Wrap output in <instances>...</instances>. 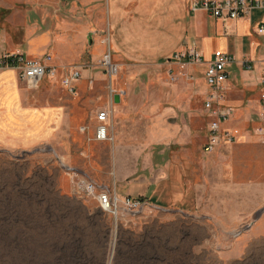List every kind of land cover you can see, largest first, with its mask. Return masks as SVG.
Returning <instances> with one entry per match:
<instances>
[{
    "label": "crops",
    "instance_id": "obj_1",
    "mask_svg": "<svg viewBox=\"0 0 264 264\" xmlns=\"http://www.w3.org/2000/svg\"><path fill=\"white\" fill-rule=\"evenodd\" d=\"M202 1L76 0L70 7L64 0H12L13 11L6 18L1 13L7 6L0 0V56L19 52L42 60L50 54L61 79L69 66H88L76 82L75 95L60 79L66 92L59 102L53 90L58 81L44 78L41 86L50 89L49 95L35 98L33 104L17 72L0 71V142L7 134L29 144L51 142L59 131L62 141L72 135V145L87 148L79 162L95 163L102 174L96 176L98 184L120 200L145 199L182 211L203 206L209 210L214 205L212 210L223 212V204H229L230 221L221 225L249 224L242 234V247L264 235V146L255 133L264 93V34L256 32L264 21V0L261 7L227 22L202 8ZM189 51L200 53L205 61L196 67L200 87L196 95L203 103L208 89L206 64L217 54L235 60L227 68L221 103L233 109V115L222 129L238 130L239 135L236 142L205 153L213 118L203 107L200 157L191 133L183 131L179 86L170 84L165 73L177 64L170 62L175 54ZM107 53L116 67L111 75L101 64ZM242 60L250 61L253 69L246 70L239 64ZM5 98L19 109V120L11 129L4 125ZM101 110L111 111V139L104 142L95 140L96 115ZM87 122L85 132L81 128ZM72 157L65 156L74 164ZM75 167L81 170L77 163Z\"/></svg>",
    "mask_w": 264,
    "mask_h": 264
},
{
    "label": "rangeland",
    "instance_id": "obj_2",
    "mask_svg": "<svg viewBox=\"0 0 264 264\" xmlns=\"http://www.w3.org/2000/svg\"><path fill=\"white\" fill-rule=\"evenodd\" d=\"M67 1L70 7L76 4V0ZM4 3L7 7L1 16L7 18L13 11L12 0ZM105 56L101 64L108 73ZM172 66L165 73L170 84L179 86L183 131L191 133L200 157L204 122L203 100L196 95L200 90L197 66L184 62ZM60 76L45 80L58 81L53 90L59 94V102L66 92ZM20 84L32 104L35 98L49 95L45 85L32 91ZM2 103L4 125L11 129L19 120V109L11 99H2ZM89 124L81 129L88 132ZM57 134L51 142L29 144L12 139L10 134L0 142V264H264V235L241 247L249 224L221 225L230 221L229 204H223V212L212 210L214 205L209 210L203 206L182 211L143 199L145 205L136 212L122 208L117 214L104 211L96 198L77 184L84 180L114 194L96 181L97 175H102L99 167L79 162L85 145H72V135L62 141V132ZM69 155L74 164L66 160Z\"/></svg>",
    "mask_w": 264,
    "mask_h": 264
},
{
    "label": "built area",
    "instance_id": "obj_3",
    "mask_svg": "<svg viewBox=\"0 0 264 264\" xmlns=\"http://www.w3.org/2000/svg\"><path fill=\"white\" fill-rule=\"evenodd\" d=\"M263 2L260 0H225L223 2L204 0L200 2V6L210 12L218 19L224 22L232 19H238L243 14H247L255 7H261ZM197 5L194 6L196 8ZM256 32L264 34V21L258 26ZM110 54L105 56V63ZM52 55L47 54L42 60H34L25 56L23 53H7L0 56V71L12 69L17 72L19 80L29 90H38L44 78H54L58 74L57 67L51 64ZM170 62H177L190 65L201 66L204 64V58L200 53L189 51L186 53L175 54ZM235 60L227 54H217L214 59L206 64L204 78L208 86L203 107L213 121L209 124V141L204 148L207 154L213 153L225 144L236 142L239 135L238 130H223L222 123L226 122L233 115V109L223 108L221 103L225 99L226 82L228 79L227 68L230 67ZM246 70L253 69L254 65L250 61H239ZM109 72H116V67L109 65ZM88 66L85 64H77L67 67L63 70L61 85L72 95L76 94V82L82 77V71ZM261 83L264 85V69L261 72ZM261 121L256 128L255 133L259 138V142L264 146V93L261 96ZM111 118L110 110H101L96 115L97 126L95 131V140L104 142L111 139L109 134V122ZM85 130V129H83ZM78 188L89 196H94L101 209L106 212L117 214L119 209L136 212L144 205L143 199L134 200L126 198L120 200L115 194H111L107 190H99L95 184L84 180L77 181Z\"/></svg>",
    "mask_w": 264,
    "mask_h": 264
},
{
    "label": "water",
    "instance_id": "obj_4",
    "mask_svg": "<svg viewBox=\"0 0 264 264\" xmlns=\"http://www.w3.org/2000/svg\"><path fill=\"white\" fill-rule=\"evenodd\" d=\"M90 38H91V37H90ZM91 41H92V40H91ZM114 100H115L116 103H119V101H120V97H119V95H116L115 98H114Z\"/></svg>",
    "mask_w": 264,
    "mask_h": 264
},
{
    "label": "bare ground",
    "instance_id": "obj_5",
    "mask_svg": "<svg viewBox=\"0 0 264 264\" xmlns=\"http://www.w3.org/2000/svg\"><path fill=\"white\" fill-rule=\"evenodd\" d=\"M107 62H108V65H110V59L109 58H107Z\"/></svg>",
    "mask_w": 264,
    "mask_h": 264
}]
</instances>
